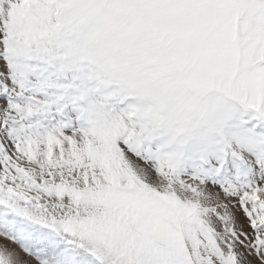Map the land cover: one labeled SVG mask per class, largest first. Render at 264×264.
I'll use <instances>...</instances> for the list:
<instances>
[{"label": "snow or ice", "instance_id": "snow-or-ice-1", "mask_svg": "<svg viewBox=\"0 0 264 264\" xmlns=\"http://www.w3.org/2000/svg\"><path fill=\"white\" fill-rule=\"evenodd\" d=\"M0 264H264V0H0Z\"/></svg>", "mask_w": 264, "mask_h": 264}, {"label": "rangeland", "instance_id": "rangeland-1", "mask_svg": "<svg viewBox=\"0 0 264 264\" xmlns=\"http://www.w3.org/2000/svg\"><path fill=\"white\" fill-rule=\"evenodd\" d=\"M9 247H14V245H9Z\"/></svg>", "mask_w": 264, "mask_h": 264}]
</instances>
